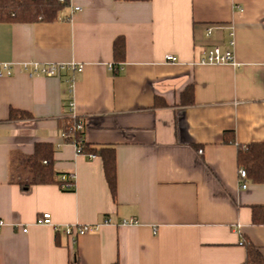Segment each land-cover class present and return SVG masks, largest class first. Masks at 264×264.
<instances>
[{"label": "crops", "instance_id": "1", "mask_svg": "<svg viewBox=\"0 0 264 264\" xmlns=\"http://www.w3.org/2000/svg\"><path fill=\"white\" fill-rule=\"evenodd\" d=\"M231 40L235 65L199 63ZM5 64L0 264H243L249 245L264 255L252 220L264 183L242 189L238 173L240 149L264 144V0H69L54 22L0 23ZM37 64L67 67L47 77ZM11 109L32 118L10 121ZM72 116L92 148H114L115 199L99 151L90 160L65 143ZM38 143L54 148L56 180L75 175L74 191L36 183ZM44 213L51 225L36 224ZM130 218L139 224H121ZM73 224L100 226L73 242Z\"/></svg>", "mask_w": 264, "mask_h": 264}, {"label": "trees", "instance_id": "2", "mask_svg": "<svg viewBox=\"0 0 264 264\" xmlns=\"http://www.w3.org/2000/svg\"><path fill=\"white\" fill-rule=\"evenodd\" d=\"M116 1H150V0H116ZM69 6V0H0V23H30L36 21L54 22L58 20L61 11ZM114 58L116 62H124L126 55V44L123 37L114 42ZM190 92V95L188 94ZM192 93V94H191ZM193 101V88L186 90L182 99L187 98ZM27 112L11 109L9 112L10 121L31 119ZM81 119L67 118L62 121L61 130L65 143L74 144L82 141V149L85 154L99 151L102 158L104 173L113 199L117 194L116 158L115 150L111 147H103L97 150L85 142V131L77 128ZM226 141H230L227 138ZM54 148L50 143H38L35 146L36 159V183L51 184L60 181L56 180L53 169ZM238 166L247 173V178L254 182L264 183V144H256L250 147L241 148L238 153ZM75 189V188H74ZM74 189L72 191H74ZM253 223L264 225V206L253 207ZM114 264H119L118 262ZM243 264H264V255L254 245L247 248L246 260Z\"/></svg>", "mask_w": 264, "mask_h": 264}, {"label": "built area", "instance_id": "3", "mask_svg": "<svg viewBox=\"0 0 264 264\" xmlns=\"http://www.w3.org/2000/svg\"><path fill=\"white\" fill-rule=\"evenodd\" d=\"M63 2L64 0H60ZM74 11H80V7L74 8ZM211 29L208 30V34H211ZM234 46V40H231L230 47L227 49H222L220 47H213L212 49L206 50L203 53L202 58L200 59V64H207V65H221V64H232L235 65V55L233 51ZM166 60L169 62H176L177 58L168 55L166 56ZM67 66L61 65V64H45V65H35L33 68L34 74H42L47 77H53L60 73V71L64 70ZM72 70L81 72L82 66H75L72 64L69 66ZM2 70H0V77L3 75H10L11 70L10 66L5 64L1 67ZM110 69H112V66H110ZM73 80H72V86H73ZM71 107L74 106L72 102H70ZM72 118H77L76 116H72ZM79 130L85 131L86 126L85 123L81 120L77 126ZM82 141L80 140L78 143H74L77 153L86 155L90 160H94L98 157V154L96 153H89L85 154L82 149ZM202 153V150L199 151ZM239 178L242 180V183H240V188L247 189L248 184L246 182L247 179V173L244 169H240L238 171ZM60 181V188L64 191H72L75 188V175L69 174V175H63L59 178ZM111 223L110 219H107L104 221V224ZM2 222H0V225ZM36 224L38 225H51L52 224V216L50 213H44L40 217L37 218ZM122 225H138L139 222L135 218H130L128 220H123L121 222ZM100 225H68L63 227V233L69 237L73 242H75L79 237H82L88 233H91L93 231H96L99 228ZM57 230H59L57 228ZM24 232L27 231V228L25 227L23 229Z\"/></svg>", "mask_w": 264, "mask_h": 264}]
</instances>
